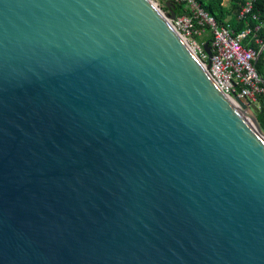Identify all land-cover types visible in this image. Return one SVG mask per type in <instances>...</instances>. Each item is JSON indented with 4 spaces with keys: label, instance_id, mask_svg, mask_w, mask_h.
Here are the masks:
<instances>
[{
    "label": "water",
    "instance_id": "water-1",
    "mask_svg": "<svg viewBox=\"0 0 264 264\" xmlns=\"http://www.w3.org/2000/svg\"><path fill=\"white\" fill-rule=\"evenodd\" d=\"M166 8L0 0V264H264L260 107Z\"/></svg>",
    "mask_w": 264,
    "mask_h": 264
},
{
    "label": "built area",
    "instance_id": "built-area-1",
    "mask_svg": "<svg viewBox=\"0 0 264 264\" xmlns=\"http://www.w3.org/2000/svg\"><path fill=\"white\" fill-rule=\"evenodd\" d=\"M175 1L184 4L188 13L177 16L175 20H170V23L206 67L209 64V56L204 50L207 42L201 43V39L208 32L211 34L212 39L208 43L213 56L208 72L225 94L233 101L239 98L248 106H259L258 100L264 96V74H259L255 68L257 52L243 44L252 30L236 34L230 27L219 26L214 17L199 7L196 0ZM254 2L255 0L246 2L238 17L239 20L252 12ZM259 29L260 27L256 28Z\"/></svg>",
    "mask_w": 264,
    "mask_h": 264
},
{
    "label": "trees",
    "instance_id": "trees-1",
    "mask_svg": "<svg viewBox=\"0 0 264 264\" xmlns=\"http://www.w3.org/2000/svg\"><path fill=\"white\" fill-rule=\"evenodd\" d=\"M171 1L175 5L177 16L187 14L184 4H178L175 0ZM227 2V5L225 2ZM248 0H196L199 7L204 9L210 16L214 17L219 26L230 27L236 34L248 29L252 30L251 35L243 41L244 46L253 49L258 57L255 68L259 74H264V0H255L252 12L245 18L239 20L238 17L243 6ZM165 9L167 10L166 6ZM255 17H257L255 19ZM260 27L259 30H256ZM210 36L208 42H210ZM260 41L261 43H258ZM260 113L257 115L261 130L264 132V96L259 98Z\"/></svg>",
    "mask_w": 264,
    "mask_h": 264
},
{
    "label": "rangeland",
    "instance_id": "rangeland-1",
    "mask_svg": "<svg viewBox=\"0 0 264 264\" xmlns=\"http://www.w3.org/2000/svg\"><path fill=\"white\" fill-rule=\"evenodd\" d=\"M153 2L157 5V7L163 13H167L168 12V10L165 9V6H166L165 0H153ZM168 2H171V1H168ZM225 4H227V1L225 2ZM210 36H211V34L209 32H208V34L204 35L203 38L201 39V43L202 42H208Z\"/></svg>",
    "mask_w": 264,
    "mask_h": 264
},
{
    "label": "crops",
    "instance_id": "crops-1",
    "mask_svg": "<svg viewBox=\"0 0 264 264\" xmlns=\"http://www.w3.org/2000/svg\"><path fill=\"white\" fill-rule=\"evenodd\" d=\"M260 107V106H259Z\"/></svg>",
    "mask_w": 264,
    "mask_h": 264
}]
</instances>
